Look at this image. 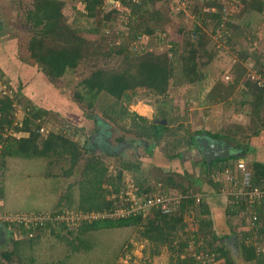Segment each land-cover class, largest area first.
I'll list each match as a JSON object with an SVG mask.
<instances>
[{
	"label": "trees",
	"instance_id": "16d2710c",
	"mask_svg": "<svg viewBox=\"0 0 264 264\" xmlns=\"http://www.w3.org/2000/svg\"><path fill=\"white\" fill-rule=\"evenodd\" d=\"M115 1V5L106 9L107 0H79L83 10H75L76 15L71 21H67L62 12L65 4L63 0H32L30 7L25 9L22 21L30 33L26 43L30 61L26 62L18 56V47H16L18 45L16 41H13L16 39L11 37L5 40L9 53L20 62V68L18 67L20 70L30 69L29 71L34 72V79L37 78L38 82L46 83V86L50 82L58 85L59 80H66V85L70 86L73 75L82 61L98 57H116L114 63L108 67L95 66L88 75L77 80L72 87L71 99L84 107L88 112V118L95 123L92 135L98 130L99 123L97 115L92 111L98 107L101 109L102 116L114 124H120L128 119V128L123 127L135 135L136 143L146 142L147 153H152V149L159 146L160 148L157 149L166 159L181 160L184 152L197 150L196 135L208 133L214 137H220V135L209 131L208 133L198 131L192 134L187 132L185 135H180L178 131L182 127V120L187 118V114L173 115L175 107L168 90L171 85L173 88L185 84L193 88L198 87L202 81L203 70L213 60L216 51L202 33L196 41H191L188 33H182V27L179 26L181 42L171 41L169 51L158 52L156 48L164 37L159 36L156 39L155 35L165 32V26L172 23L171 17L162 10L163 3L156 5L157 0ZM193 1L191 12L195 16H201L204 24L208 17L215 21L217 27L225 23L226 26L222 27V30H230L232 34L225 33L228 41H234L232 37L243 35L245 27H251L256 23L264 7V0H239L237 11L227 15L223 22L222 17L226 6L222 0ZM180 14L183 12L179 11ZM118 19L128 32L115 31ZM200 30V25L195 26L196 32ZM143 35L147 37V42L139 47H132L131 41L139 42ZM118 39L119 42L116 43ZM239 54L242 60L249 57L252 59L256 72L263 80L264 61H261L258 55H250L247 51H239ZM115 62L118 64L114 65ZM9 72L10 66L0 61V83L11 89L13 93L0 95V195L2 196L4 192L3 177L9 158L43 159L48 170H56L53 173L49 172L55 179L64 175L71 176L73 170L82 164L80 162L84 164L81 165L82 177L74 183L68 182L69 193L59 195L50 209L39 208L26 211L38 216L44 214L45 217L35 221H0L4 240L7 238L10 242V247H6L7 244L4 245L6 241L1 244L4 249L0 252V264L45 262L112 264L111 258L116 257L117 253L110 248L111 241L99 238L101 233L116 228H135L142 221V212L80 220L76 221L75 227L67 224L68 220L62 216L73 214L72 212L75 214L108 211L122 205L121 202L119 203L121 199L118 193L124 185V172L140 170L141 159L117 156L115 162L118 166L115 175L111 176L107 173V166L102 164L101 155L94 153L99 140L90 142L92 137L90 134L89 139L84 141V145H80L69 136L67 122L55 130L44 129L46 121L53 114H58L56 113L58 111L38 105L36 101L29 98L24 99V96L22 99L23 91L12 86ZM241 74L226 85L217 82L205 98L213 100L212 98L222 90L226 93L223 96H227L228 92L242 82L244 102L249 105L252 122L258 124V128L250 134L255 136L264 129V114H261L264 110V83L261 79H249ZM26 84L27 82L24 83ZM138 88L144 89L148 94L159 96V110L155 119L165 120V122L149 120L130 110L128 104L136 96ZM15 93L21 96L17 99V103L14 100ZM17 108L24 111L20 121L15 116ZM8 130L12 132L8 133ZM118 140L120 144H123L121 148L133 144L131 140L128 143L123 138ZM83 150H87V154H84ZM228 158L227 156L218 157L210 165L204 159L202 172L205 178H210L213 173L218 174L226 167H232L233 163H228ZM156 167V170L162 174L161 171L164 169ZM57 169L62 170V174L58 175ZM248 169L250 185L264 189V163L251 159ZM171 172L172 170H167L157 179V182L163 183L161 192H159L160 189L157 191L156 185L149 183L147 176L135 177L133 181L138 196L142 193L149 196L154 192L167 194L172 188L185 195L179 201V215H174L175 212L172 213V211L163 212L156 207L149 209L152 217L144 225L143 234L157 243L166 242L167 235L175 233L178 227L183 228V213L189 206L196 210L197 216L209 213L208 204L202 198L195 204L194 193L197 190L194 186L202 179H192L184 185ZM237 179L241 182L240 176ZM103 184H108L112 188L108 189ZM214 186L217 191L222 184L216 181ZM106 194H109L108 198ZM253 211L255 216L252 221L253 227L243 234L240 241L242 264H264V199L253 206ZM225 213L234 215L236 210L226 209ZM200 223L198 232L203 239L207 235L211 236L207 251L209 254H215L213 259L217 261V264H237L225 245L216 244L219 239L217 234L213 232L210 234L212 219L205 217L200 220ZM62 229L72 234L69 240L61 233ZM253 232L256 239L253 238ZM257 243H262V249L257 250L255 245ZM186 246V241L179 242L178 253L183 252ZM61 247L62 249H59ZM200 250L206 251L202 245L196 252L201 253ZM52 256H55L54 260ZM176 264H211V262L196 259L194 256H185L178 257Z\"/></svg>",
	"mask_w": 264,
	"mask_h": 264
},
{
	"label": "rangeland",
	"instance_id": "374dc122",
	"mask_svg": "<svg viewBox=\"0 0 264 264\" xmlns=\"http://www.w3.org/2000/svg\"><path fill=\"white\" fill-rule=\"evenodd\" d=\"M63 1L65 4L62 12L65 14L67 21H71L76 15L75 10H83V6L79 0ZM238 1L239 0H222L226 6L222 17L223 22L226 20L227 15L237 11L239 8ZM193 2V0L155 1L156 5H161L163 3L164 7H162V10L168 17H171L172 21L170 25L165 26V32L155 35L156 39L159 36L164 37V40L158 44L156 51H169L171 41L181 42L182 35L178 31L179 26L182 27V33H188L191 41H196L202 33L204 38L216 51L213 60L204 68L202 81L198 84V87L193 88L188 84L174 88L172 85L169 87L168 94L175 107L173 115L187 114V118L182 120V127L178 132L180 135H185L187 132L189 134L197 133L198 131L219 133L220 137H213L208 134H205L203 137L209 140H211V138L219 139L220 143H223L221 147H228L227 158L229 157L228 163H233L232 169H235L236 164L241 161L245 163V170L250 171L248 169L250 160H256V158L258 156L261 157V155L264 156V129L260 130L258 135H250L258 128V124L252 122L249 105L244 102V84L239 82L236 88L227 93V96H223L226 93L222 90L212 98L213 100L205 97H207V93L211 91L217 82L221 85H226L228 82H232L233 79L237 78L240 73H242L241 75L245 78L261 79L253 66L254 62L252 59L249 57L246 60H242L239 51H247L250 55H258L261 58L260 60L264 61V7L256 23L251 27H245L243 35L232 37L234 41H228L226 34H232H230V30H222V27L226 26L225 23L217 27L212 18L206 17L207 19L204 24L201 20V16H195V14L191 12ZM31 3L32 0H0V61L10 66L9 73L12 78V86L21 92L23 91L22 99L24 97V99L29 98L36 101L38 105H42L53 111H58L56 112L58 114H53L51 118L46 121L45 125L43 124L45 127L44 129H48L49 131L55 130L58 126L67 122L69 125H65L70 130L69 136L81 145L87 138L89 139L90 134L92 135L95 123L91 122L92 120L88 118L87 110L78 102H73L71 99L72 87L77 80L88 75L95 66L108 67L114 63L116 57H98L89 61H82L77 67L76 73L73 75V82L70 86L66 85V80H59L57 82L58 85L50 82L47 86L46 83L43 84V82H38L39 79H34V72L29 71L30 69H19L21 64L9 53L8 44L5 41L8 37L16 39L13 41H16L18 45L16 46L18 47V56L26 62L30 61L26 46L30 33L27 27L22 24V21L24 20L25 9L30 7ZM112 5H114V3L107 0L105 8L110 9ZM179 11L183 12V14L179 15ZM205 11L207 10L205 9ZM197 25L201 26L199 32L195 31V26ZM114 29L115 31L121 30L128 32V30H125L123 23H120L119 19ZM118 42L119 39L116 43ZM146 42V39H142L136 43L131 41V44L132 47H139V45L141 46ZM116 64L118 63L115 62L114 65ZM262 81L264 83V79ZM26 82L27 84L24 85ZM3 87L5 86L3 85ZM3 87H0V95L1 93L4 95L13 94L11 89L7 87L3 89ZM15 95L16 97L14 100L17 103V99L19 97L21 98V96L16 93ZM158 101L159 96L148 94L144 89L138 88L136 96L128 106L130 110L145 116L149 120H153L156 118V114L159 110ZM92 112L97 115L100 125L104 128L105 137L110 141L112 147H109V152H106L105 150H100V143L97 142V146L94 148V153L97 155L100 154L103 161L102 164L107 166L108 174H111V176L115 175L116 167L118 166V163L115 162L117 156L128 159L139 157L141 159L140 170L124 172V185L120 191L125 192V196L126 191L131 195L136 193V186L133 184V181H135L134 178H140L142 176H147L149 178V183L154 186L156 185L155 188L157 191L160 189L159 192H161L163 183L157 182V179L160 178L165 171L172 170L171 173L178 180L182 181L184 185H187L192 179H202L200 183L195 184L194 188H196L197 191L194 194H199L203 201L208 204L209 208V213L199 216H197L196 210L192 207L189 206V208H186L183 213V228L180 229V227H178L175 233L167 235V240L164 243L151 241L143 234L144 225L147 220L152 217L151 212L147 209L142 213V221L135 228L124 227L106 231V233L102 232L99 238H105L111 241L112 246H110V248H113L114 252L117 253L116 257L111 258L112 264H176L178 257L182 258L185 256H194L196 259L211 262V264H217V261L213 259L215 254H209L207 251L209 248L208 243L211 242V236L209 235V237L207 235L206 238L203 239L200 232H198L201 226L200 220L205 217L212 219L213 224L210 227V234L213 232L219 237L216 244L225 245L231 254V249L227 246V240L231 235H236L237 243L234 244H239L240 247L243 234L253 227L250 219L253 211L249 209L246 210L243 199L235 196L238 188L235 190L233 185L225 180V173L220 171L218 174L213 173V175H210V178H205L202 172V162L198 161L200 158H196L198 157V153L194 155V151L191 150L184 152V156L181 160L175 159L174 161L166 159L157 149L160 148L159 146L152 149V153H147L145 150L146 142L136 143L137 138L135 135L125 130V128H128V119L122 121L120 124H114L102 116L100 108L96 107ZM262 113L264 114V110L261 114ZM23 115V109L17 108L15 116L18 121L22 119ZM10 132L12 131L8 130V133ZM16 134L19 135V133ZM24 136H26V134H24ZM96 138L97 136L90 142L98 140ZM118 138H123L126 143L131 140L133 144H128L126 147L119 148ZM246 143L247 146H245ZM197 149L200 150L198 145ZM83 153L87 154V150H83ZM7 163L8 167L3 177V199H1L2 196L0 195V212L10 214L11 220H16V217L20 215L21 217H25L28 214L35 215L34 213L26 212L32 209H50L57 201L59 195L63 196L69 193L70 187L68 186V182L70 183L72 181L74 183L82 177L81 165L84 164V162H80L82 164L79 168L76 167L75 170H73L71 176L66 177L64 175L60 176L59 179H55L54 176H50L49 172L53 173L56 172V170H48L46 162L43 159L13 157L9 158ZM156 166L164 169L161 171L162 174H160V171L156 170ZM57 172L58 175L62 174V170L57 169ZM216 175H218V178ZM216 181H220L222 184L217 191L215 190L216 186H214ZM103 185L108 189L112 188L108 184ZM169 191L170 192L164 195L171 198L172 213L175 212L174 215H179V200H176V198L182 193L175 191L174 188ZM161 194L162 193L154 192L151 195L160 196ZM140 196L144 197L145 194L142 193ZM108 197L109 194L107 195V198ZM124 200H121V202H124ZM196 202L197 201H195V204ZM231 208H234L236 213L234 215L226 214V209ZM72 213L74 214V212ZM36 216L38 219L45 217L44 214ZM221 220L222 223H220ZM0 221H2L1 218ZM73 221L74 222H71L69 219L67 224H72L70 226L75 227L76 221L79 220ZM222 228H225L226 231L222 230ZM232 231H234V233H231ZM61 233L66 236L68 240L72 237V234H69L66 229H62ZM257 236L259 237L260 235ZM227 237L229 238L226 240ZM253 238H257L254 232ZM247 240L249 241L250 239L248 238ZM5 241L6 243L4 245L7 244L6 247H10L9 240L6 238ZM181 241H186L187 246L184 248L183 252L178 253V243ZM201 245L206 251L202 252V250H200L201 253H197V248ZM255 245L257 246V250L263 247L262 243H257ZM3 247V245H0V252L4 249ZM118 247L121 248L119 249ZM59 249H62V247ZM51 258L54 260L55 256ZM53 260L51 261L53 262ZM42 264L51 263L45 262ZM237 264H242L241 257Z\"/></svg>",
	"mask_w": 264,
	"mask_h": 264
},
{
	"label": "built area",
	"instance_id": "2783aa9c",
	"mask_svg": "<svg viewBox=\"0 0 264 264\" xmlns=\"http://www.w3.org/2000/svg\"><path fill=\"white\" fill-rule=\"evenodd\" d=\"M147 39L146 36H141L140 40ZM0 87H3L0 83ZM246 166L244 162H238L235 166V169L231 167H226L222 172L225 173V180L230 184L233 185L234 189L238 188L236 197H240L243 199L246 210L253 211V206L255 204H259L261 199H264V189H260L259 187H252L250 185V172L245 170ZM239 176L241 177V182L239 181ZM214 177V176H213ZM218 178V175H216ZM125 192L119 191L118 197L124 202H121L122 205L115 206L108 211H91V212H78L75 214H66L63 215L62 218L66 220H90L104 216H125L130 213H138L144 212L146 209L149 210L152 207H156L161 209L163 212H170L171 211V198L167 195L161 194L159 195H147L145 194L144 197L138 196L136 193L131 195L129 192L126 191V196L124 195ZM130 194V195H129ZM124 196V199H123ZM185 197V195L181 194L176 200H179ZM195 200L199 202L201 197L199 194H194ZM254 214V211L252 212ZM252 214L251 222L255 219V216ZM11 215L0 212V218L4 221H35L39 220L36 215L28 214L25 217H16V220H11Z\"/></svg>",
	"mask_w": 264,
	"mask_h": 264
},
{
	"label": "water",
	"instance_id": "95a60500",
	"mask_svg": "<svg viewBox=\"0 0 264 264\" xmlns=\"http://www.w3.org/2000/svg\"><path fill=\"white\" fill-rule=\"evenodd\" d=\"M109 2H113L114 5L116 4L115 0H108ZM162 122H165V120H163ZM95 137V135H92L91 140H93V138ZM197 140V144L198 147L200 148V151L202 153V156L204 157V159L206 160V163L208 165H210V163L218 157H226L228 154V147H221L220 143H216V142H212L211 140L207 139V138H196ZM216 149V150H214ZM214 150V151H213ZM229 237L226 238V240ZM229 239H230V243H229ZM227 241V246L230 247L229 249H231V254L232 257L236 260V262L238 263V260L240 259V247L239 244H234L237 243V236L236 235H231ZM4 235H3V229L0 226V245L4 242ZM233 242V243H231Z\"/></svg>",
	"mask_w": 264,
	"mask_h": 264
},
{
	"label": "flooded vegetation",
	"instance_id": "af4514ba",
	"mask_svg": "<svg viewBox=\"0 0 264 264\" xmlns=\"http://www.w3.org/2000/svg\"><path fill=\"white\" fill-rule=\"evenodd\" d=\"M155 121H157V122H162L163 120H157V119H155ZM98 130L96 131V132H94V134L93 135H95V136H97V138L96 139H98L99 140V143H100V150H105L106 152H109V150H108V148L109 147H111V145H110V141L109 140H107L106 139V137H105V133H104V128H103V126L102 125H100V123H98ZM206 133H208L207 131H206ZM212 133V132H211ZM205 134H200V135H196V138H202L203 136H204ZM208 135H210L209 133H208ZM214 137V136H213ZM211 141L212 142H216V143H220V141H219V139H216V138H214V139H212L211 138ZM142 143V142H141ZM221 144V143H220ZM123 144H120V143H118V147L119 148H121V146H122ZM223 145V143L221 144V146ZM97 146V145H96ZM96 146H95V148H96ZM123 147H125V146H123ZM122 147V148H123ZM112 148V147H111ZM197 149V148H196ZM214 150H216V149H214ZM213 150V151H214ZM232 151V150H231ZM194 155H196V153H198L197 154V156L198 157H196V158H200L198 161H200V162H202V164H203V161H204V157L202 156V153H201V151L199 150V149H197V150H194ZM216 159V158H215Z\"/></svg>",
	"mask_w": 264,
	"mask_h": 264
},
{
	"label": "crops",
	"instance_id": "0c3cea01",
	"mask_svg": "<svg viewBox=\"0 0 264 264\" xmlns=\"http://www.w3.org/2000/svg\"><path fill=\"white\" fill-rule=\"evenodd\" d=\"M262 157H264L263 155H261V157L260 156H258L257 158H256V160L257 161H260V162H263L264 163V158H262ZM167 164V163H166ZM220 219V218H219ZM220 223H222V220H221V222ZM222 230H224V231H226V229L225 228H222Z\"/></svg>",
	"mask_w": 264,
	"mask_h": 264
}]
</instances>
